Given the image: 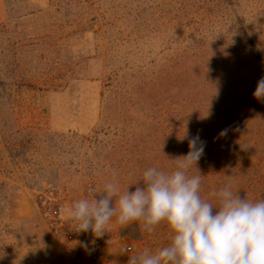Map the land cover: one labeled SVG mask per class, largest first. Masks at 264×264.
Masks as SVG:
<instances>
[{
	"label": "rangeland",
	"instance_id": "rangeland-1",
	"mask_svg": "<svg viewBox=\"0 0 264 264\" xmlns=\"http://www.w3.org/2000/svg\"><path fill=\"white\" fill-rule=\"evenodd\" d=\"M9 19L10 40L0 39V264H127L170 244L166 221L148 231L113 216L97 238L76 231L66 209L109 182L122 193L150 167L176 170L202 60L238 55L224 62L233 91L254 96L264 0H0V23ZM210 181L201 178L200 195L216 206Z\"/></svg>",
	"mask_w": 264,
	"mask_h": 264
},
{
	"label": "clouds",
	"instance_id": "clouds-1",
	"mask_svg": "<svg viewBox=\"0 0 264 264\" xmlns=\"http://www.w3.org/2000/svg\"><path fill=\"white\" fill-rule=\"evenodd\" d=\"M253 95L264 98V78L258 81ZM181 138L187 137L184 134ZM198 141V136L189 139L187 155L173 159L178 162L174 171L150 167L141 180L128 184L122 193L109 182L93 193L91 201H74L66 209L69 218L78 222L74 229L90 230L101 238L113 216L122 226L142 220L148 231L166 221L173 231L170 244L155 253L146 249L129 255L127 264H264V200L241 198L230 186L211 193L218 197L216 206L202 198V175L188 174L204 153L203 142L198 146ZM132 184H136L135 191H129ZM114 197H118L116 206ZM78 243L88 248L87 242ZM130 251L125 245L120 254Z\"/></svg>",
	"mask_w": 264,
	"mask_h": 264
},
{
	"label": "trees",
	"instance_id": "trees-1",
	"mask_svg": "<svg viewBox=\"0 0 264 264\" xmlns=\"http://www.w3.org/2000/svg\"><path fill=\"white\" fill-rule=\"evenodd\" d=\"M10 22L0 23L3 41L10 40ZM107 24L113 25L111 21ZM16 43L20 48L27 45L22 37ZM228 57L232 62L239 56ZM228 60L220 56L201 61L200 83L194 96L186 98L188 107L195 102V109L187 114L184 156L189 152V139L198 136V146L202 141L204 153L188 174L212 179V183L204 184L206 189L230 186L241 198L256 202L264 200V98L234 93L231 67L224 63ZM224 130L226 133L221 135Z\"/></svg>",
	"mask_w": 264,
	"mask_h": 264
},
{
	"label": "built area",
	"instance_id": "built-area-1",
	"mask_svg": "<svg viewBox=\"0 0 264 264\" xmlns=\"http://www.w3.org/2000/svg\"><path fill=\"white\" fill-rule=\"evenodd\" d=\"M127 246H128L130 249H132V245L128 244Z\"/></svg>",
	"mask_w": 264,
	"mask_h": 264
}]
</instances>
